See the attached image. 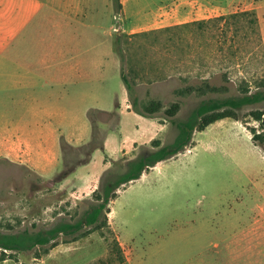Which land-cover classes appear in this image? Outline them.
<instances>
[{
	"label": "rangeland",
	"instance_id": "1",
	"mask_svg": "<svg viewBox=\"0 0 264 264\" xmlns=\"http://www.w3.org/2000/svg\"><path fill=\"white\" fill-rule=\"evenodd\" d=\"M65 2L71 0L60 3ZM58 3L59 0H55V4ZM76 3L74 6L96 9L99 32H92V36L107 46L102 47L103 53L113 52V57L107 55L106 61L99 63L105 77L98 82L96 92H92L89 84L82 87L87 93L78 94L75 121L66 131H74L76 136L82 137L83 144L89 142L93 134L89 111L97 109V104L103 101L109 110L98 111L93 125L104 138V147L95 148L90 161L86 162L84 153L75 149L77 145L62 137V163L49 175L6 161L0 167L1 233L46 230L62 221L79 220L89 202L95 200L94 191L101 188L107 170L125 171L129 160L155 149L154 140H160L161 145L174 141L177 134L174 120L187 119L201 101L195 93L181 95L178 91L208 79L237 93L243 80L254 86L264 78V0H209L208 8L202 13L157 14L134 27L122 11H116L115 0H77ZM104 4L110 10L111 23L102 27L100 9ZM171 4L172 0H163L162 5L167 6L163 11ZM251 9L256 10L261 26L263 46L259 49L252 32L246 39L241 35L233 38L229 30L224 41L212 22L200 27L193 23ZM222 45L223 50H218ZM232 45L233 49H240L235 57L230 56ZM117 47L123 49L124 59ZM121 67L137 83L142 104L150 100L162 102V109L154 116L140 114L138 117L126 109L128 92ZM175 101L181 103V108L177 115L169 117L165 109ZM261 107L258 104L246 106L239 113L241 123L247 128L259 129V123L250 112ZM86 122H89L88 127H85ZM65 142L71 146H65ZM220 146L226 156L211 157L209 165H201L192 173L193 180L184 175L171 187L167 181L168 185L155 189L146 187L145 181L132 186L133 181L124 184L110 204L107 224L100 229L75 241H70L73 235H60L59 244L54 247L46 245L31 251H16L0 264H33L53 248H59L66 263L124 264L128 257L132 258V252L127 253L125 249L130 247L127 238L138 252H146L147 264H264V149L241 129L226 135ZM123 148L126 154L114 158ZM189 149L191 145L182 153ZM104 160L108 168L103 171ZM179 162L186 168H196L189 157ZM72 165L76 168L69 173L67 169ZM256 203L258 206L253 210ZM191 211L204 214L214 226L227 227L247 225L254 215L257 222L252 223V228L257 233L240 240L241 248L236 252L224 248L221 239L213 238L220 246L199 253L202 240L176 234L179 228L186 226ZM86 229L84 226L75 235L80 236ZM207 237L212 239L213 236ZM116 240L123 257L115 245ZM46 248L49 252L45 254Z\"/></svg>",
	"mask_w": 264,
	"mask_h": 264
},
{
	"label": "crops",
	"instance_id": "2",
	"mask_svg": "<svg viewBox=\"0 0 264 264\" xmlns=\"http://www.w3.org/2000/svg\"><path fill=\"white\" fill-rule=\"evenodd\" d=\"M162 1L120 0L119 11L134 27L157 14H198L206 11L209 5V0H172L163 11L167 6H163ZM60 2L56 5L55 0H0V167L10 161L49 175L62 163V137L77 146L84 143L82 137L76 136L74 131L67 132L66 128H71L69 124L75 121L78 94L87 93L82 87L89 84L92 92L98 90V82L105 77L100 64L106 61L107 55L113 57V52L104 54L102 47L107 46L92 36V32H99L96 9L74 6L77 0ZM100 13V23L104 27L111 19L106 4ZM67 89H70L69 94ZM103 104V101L97 104V109L108 111ZM131 108L128 95L126 109L141 117ZM88 125L86 122L85 127ZM240 129L253 141L250 131L240 120L215 121L196 132L191 149L151 167L130 186L145 181L146 187L155 189L170 181L171 187L184 175L193 180L192 173L201 165H209L211 157L226 156L220 151L222 139ZM123 154H126L124 148L113 157ZM183 157H189L196 168L180 164ZM105 160L103 171L108 168ZM257 206L258 203L251 207L254 210ZM113 211L117 214L116 207ZM191 212L186 226L179 228L176 234L202 240L199 253L220 246L213 238L221 239L224 248L236 252L241 248L240 240L257 233L252 228V223L257 222L254 215L247 225L227 227L214 226L204 214ZM209 235L212 239L207 237ZM126 240L130 247H124L127 253L132 252V258L128 257L124 264H147L146 252H138L131 241ZM60 254L59 248H53L33 264H73L66 263Z\"/></svg>",
	"mask_w": 264,
	"mask_h": 264
},
{
	"label": "trees",
	"instance_id": "3",
	"mask_svg": "<svg viewBox=\"0 0 264 264\" xmlns=\"http://www.w3.org/2000/svg\"><path fill=\"white\" fill-rule=\"evenodd\" d=\"M116 11L121 8L120 0H115ZM212 22L227 40L228 31L232 30V37L239 35L243 38H249L250 32L254 35V42L257 49L263 46V37L261 26L256 10H243L229 14H223L207 20H199L198 26L209 24ZM135 35V34H134ZM252 35V36H253ZM220 38V37H219ZM223 45L218 50H223ZM231 46L230 56H236L239 48ZM117 51L124 59V51L121 47H117ZM121 75L125 82V86L129 95L133 110L141 115L152 117L156 112L162 109V102L159 100H150L142 104L137 90V83L132 81L121 67ZM181 95L195 93L201 98V101L187 119L174 120L177 127V134L172 143L161 145L160 140H154L155 149L148 150L145 153L129 160L126 164V170L120 173L107 170L104 173L102 185L99 190L94 191V199L89 202L88 207L82 213V216L76 222H59L53 227L46 230L30 231L25 229L17 233H1L0 232V261L13 256V252L31 251L37 247L50 245L54 247L59 244L60 235L72 236L70 241H75L79 237H83L94 230L100 229L107 224L108 213L110 212V204L118 196V189L124 184L139 179L142 174L149 168L157 165L159 162L169 160L185 150L187 146L192 145L194 133L204 130L210 124L224 118H233L240 120V111L249 105H262L250 112L251 117L259 123V129L248 127L252 133V140L256 145H260L264 149V78L256 81L254 86L248 81H244L240 85L237 93H231L228 86H218L211 80L205 79L199 85L192 84L185 89L178 91ZM181 108L179 101L173 102L165 109V114L169 117L177 115ZM103 110L92 109L89 111L90 122L93 127L92 138L89 142L75 147L76 150L84 153L85 161H90L93 150L97 147H104V138L94 127V117ZM106 113V112H105ZM115 115L116 112H111ZM64 146V144H63ZM65 146H71L65 142ZM78 165V164H77ZM76 168V165L68 167L70 173ZM94 201V202H93ZM86 226V230L80 236H76L82 228ZM69 241V240H67ZM116 247L121 251V246L117 240ZM49 248L44 250L48 253ZM123 257V253H122Z\"/></svg>",
	"mask_w": 264,
	"mask_h": 264
},
{
	"label": "built area",
	"instance_id": "4",
	"mask_svg": "<svg viewBox=\"0 0 264 264\" xmlns=\"http://www.w3.org/2000/svg\"><path fill=\"white\" fill-rule=\"evenodd\" d=\"M114 30H115V31H118V30H120V28H114Z\"/></svg>",
	"mask_w": 264,
	"mask_h": 264
}]
</instances>
